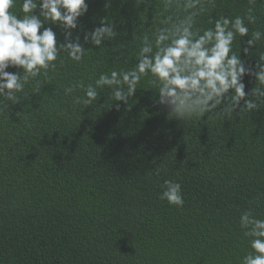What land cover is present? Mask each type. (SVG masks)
I'll return each mask as SVG.
<instances>
[{
	"label": "trees",
	"instance_id": "obj_1",
	"mask_svg": "<svg viewBox=\"0 0 264 264\" xmlns=\"http://www.w3.org/2000/svg\"><path fill=\"white\" fill-rule=\"evenodd\" d=\"M106 2L87 0L73 36L83 42L107 17L120 33L114 41L38 77V93L31 81L20 103L0 97V264H240L249 250L240 214L251 209L264 219V105L183 123L154 104L147 79L128 105L108 107L106 91L95 105H74L82 90L65 96L64 87L127 67L119 44L134 66L133 36L162 18L161 0H111L105 9ZM249 7L257 16L250 31H264L262 0H217L200 23ZM52 27L62 41V29ZM250 51L241 58L254 66L264 39ZM244 83L246 93L255 87L253 77ZM165 180L181 184L182 208L159 199Z\"/></svg>",
	"mask_w": 264,
	"mask_h": 264
},
{
	"label": "clouds",
	"instance_id": "obj_2",
	"mask_svg": "<svg viewBox=\"0 0 264 264\" xmlns=\"http://www.w3.org/2000/svg\"><path fill=\"white\" fill-rule=\"evenodd\" d=\"M135 3L139 6L145 0ZM151 3L147 0L149 6ZM249 3L254 5L257 0ZM104 7L110 8L111 0ZM216 7L217 0H161L157 12L162 18L157 26L151 24L133 36L132 40H138L133 50L134 66H129L125 58L127 45H116L122 46L118 56L127 67L101 72L87 84L79 81L66 86L64 95L82 90L83 95L73 97V104L86 108L95 105L100 93L106 91V101H111L108 107L114 102L128 105L141 89V81L147 79L158 96L154 104L166 108L169 116L183 123L206 114H210L209 119L258 111L264 105V52L253 66L241 58V51L245 57L250 56V50L264 39V31H250L249 25L257 21L253 7L247 8L244 15L211 17V26L204 27L200 18ZM87 12V0H0V97L13 105L20 103L22 97L17 94L23 93L31 81H35L34 93H38L42 83L38 77L49 79L50 73H56L66 61L83 63L94 48L100 51L106 48V41L112 42L120 35L116 23L105 17L99 26L83 32L81 42V36L73 33L80 27L79 18ZM52 26L62 29V41H58ZM244 37L248 39L244 41ZM9 68L16 71L10 72ZM245 76L255 81L248 93ZM163 189L160 200L183 207L180 183L165 180ZM239 226L249 246L240 264H264V219L251 209L245 210L239 216Z\"/></svg>",
	"mask_w": 264,
	"mask_h": 264
}]
</instances>
